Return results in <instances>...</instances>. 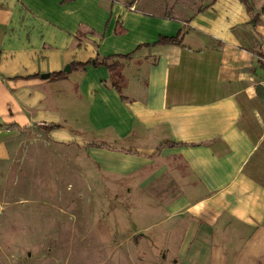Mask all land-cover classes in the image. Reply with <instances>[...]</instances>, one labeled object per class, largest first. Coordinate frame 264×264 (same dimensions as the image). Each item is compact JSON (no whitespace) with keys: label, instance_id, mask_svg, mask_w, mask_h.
<instances>
[{"label":"crops","instance_id":"crops-1","mask_svg":"<svg viewBox=\"0 0 264 264\" xmlns=\"http://www.w3.org/2000/svg\"><path fill=\"white\" fill-rule=\"evenodd\" d=\"M136 2L0 0V165L27 130L59 125L49 139L70 143L84 129L90 161L133 200L115 207L120 257H130L132 241L147 243L133 250L140 261L262 264L264 4L251 0L248 11L240 0H198L181 17ZM177 34L179 45L136 50ZM108 56L125 100L108 69L94 67ZM57 72L65 78L50 76ZM169 142L180 145L162 146Z\"/></svg>","mask_w":264,"mask_h":264},{"label":"rangeland","instance_id":"rangeland-1","mask_svg":"<svg viewBox=\"0 0 264 264\" xmlns=\"http://www.w3.org/2000/svg\"><path fill=\"white\" fill-rule=\"evenodd\" d=\"M107 1L128 9V2L135 0ZM198 4V0H137L135 10L182 17ZM254 4L261 7L264 0ZM74 130L77 140L70 143L54 142L44 131L27 130L18 136L22 142L15 144L12 159L4 164L7 168L0 165V264H163L133 256V250L146 251L147 243L131 241L130 257L119 256L115 207L118 202L130 207L133 200L126 189L122 193L119 180L103 176L100 166L90 161L84 143L91 136L86 138L84 129ZM151 139L148 134L142 148H148ZM121 143L131 144V139ZM169 176L176 186L177 172Z\"/></svg>","mask_w":264,"mask_h":264},{"label":"trees","instance_id":"trees-1","mask_svg":"<svg viewBox=\"0 0 264 264\" xmlns=\"http://www.w3.org/2000/svg\"><path fill=\"white\" fill-rule=\"evenodd\" d=\"M63 1H66V0H62ZM214 1V0H213ZM240 2H242L246 9L248 11H252V3H251V0H240ZM133 3V1L129 2V6H131ZM261 11H264V6L261 7L260 9ZM258 16H259V13L257 14H254L251 16V19H250V23L252 25H256L257 22H258ZM162 18H165V17H162ZM84 37V33H82L81 31L78 32L76 34V38H83ZM180 44V37H179V34H177L176 36L174 37H162V36H159L158 39L152 43V44H142V45H139L136 50H138L141 46H149V45H179ZM79 45V44H77ZM131 54H126V55H123L121 56L123 59H129ZM258 56L262 57V55L259 53ZM112 58V56H108V57H105L103 58L102 60L100 61H97V59H94V67H97V66H105L108 71L110 72V75H112L111 77V87L116 89L118 91V93L120 94L121 98H123V100H125V98L121 95V82H122V78L120 76H115L116 73H115V70L116 68L118 67V62H110L108 63V61ZM91 62L92 60L90 61H87L85 63H80V62H74V63H70L69 64V67L71 70H74V69H80V70H83V68L85 66H88V65H91ZM262 66V64H261ZM264 68V67H262ZM50 76L54 77L55 79H63L65 78V73L63 72H57V73H53L51 74ZM257 89V88H256ZM60 126L59 125H47V126H38V129L44 131L45 133L47 132H50L51 130H54L56 128H59ZM180 145V143H172V142H169V143H165L163 144L162 146L164 147H174V146H178ZM101 147L102 146H105V145H100ZM127 153H130V154H134L135 152L134 151H126ZM264 264V263H262Z\"/></svg>","mask_w":264,"mask_h":264},{"label":"water","instance_id":"water-1","mask_svg":"<svg viewBox=\"0 0 264 264\" xmlns=\"http://www.w3.org/2000/svg\"><path fill=\"white\" fill-rule=\"evenodd\" d=\"M64 72H68L69 71V67L66 66L64 69H63ZM41 78L44 79V78H48V74H42L41 75Z\"/></svg>","mask_w":264,"mask_h":264}]
</instances>
